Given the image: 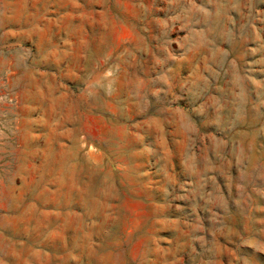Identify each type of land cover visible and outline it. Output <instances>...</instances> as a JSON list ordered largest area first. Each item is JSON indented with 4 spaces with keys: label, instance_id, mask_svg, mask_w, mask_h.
I'll use <instances>...</instances> for the list:
<instances>
[{
    "label": "rangeland",
    "instance_id": "1",
    "mask_svg": "<svg viewBox=\"0 0 264 264\" xmlns=\"http://www.w3.org/2000/svg\"><path fill=\"white\" fill-rule=\"evenodd\" d=\"M0 264H264V0H0Z\"/></svg>",
    "mask_w": 264,
    "mask_h": 264
}]
</instances>
